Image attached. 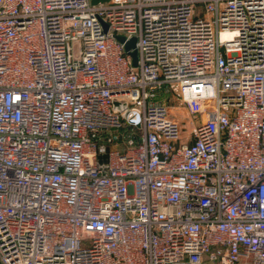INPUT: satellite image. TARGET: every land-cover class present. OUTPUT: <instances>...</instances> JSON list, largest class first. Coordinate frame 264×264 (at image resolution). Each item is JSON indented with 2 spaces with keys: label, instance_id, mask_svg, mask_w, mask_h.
Wrapping results in <instances>:
<instances>
[{
  "label": "built area",
  "instance_id": "built-area-1",
  "mask_svg": "<svg viewBox=\"0 0 264 264\" xmlns=\"http://www.w3.org/2000/svg\"><path fill=\"white\" fill-rule=\"evenodd\" d=\"M0 264H264V0H0Z\"/></svg>",
  "mask_w": 264,
  "mask_h": 264
},
{
  "label": "water",
  "instance_id": "water-1",
  "mask_svg": "<svg viewBox=\"0 0 264 264\" xmlns=\"http://www.w3.org/2000/svg\"><path fill=\"white\" fill-rule=\"evenodd\" d=\"M108 0H92V3L96 4L98 2H104ZM117 38L125 42V49L126 51L131 55L132 61L134 65H137L138 62V54H137V49H136V38L132 37L130 39H126L124 36L118 35Z\"/></svg>",
  "mask_w": 264,
  "mask_h": 264
}]
</instances>
